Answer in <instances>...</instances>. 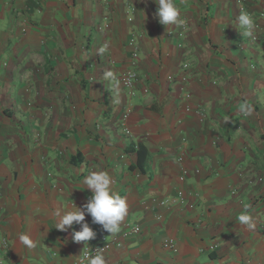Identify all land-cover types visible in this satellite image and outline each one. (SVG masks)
Wrapping results in <instances>:
<instances>
[{"label":"crops","instance_id":"obj_1","mask_svg":"<svg viewBox=\"0 0 264 264\" xmlns=\"http://www.w3.org/2000/svg\"><path fill=\"white\" fill-rule=\"evenodd\" d=\"M174 3L179 26L155 0H0V264H78L101 236L120 241L107 264H264V0L245 3L254 38L235 0ZM99 170L128 215L109 234L86 214L96 237L75 242L81 226L58 230L55 213L84 205Z\"/></svg>","mask_w":264,"mask_h":264},{"label":"clouds","instance_id":"obj_2","mask_svg":"<svg viewBox=\"0 0 264 264\" xmlns=\"http://www.w3.org/2000/svg\"><path fill=\"white\" fill-rule=\"evenodd\" d=\"M157 9L155 12L156 18L161 25H182L184 21L180 19L181 13L174 0H155ZM238 30L245 37L254 38L256 25L253 17L242 11L237 17ZM106 51V46L99 49V53L103 54ZM105 78L115 80L113 73L108 71L105 73ZM114 87H117L114 85ZM239 111L250 116L253 112V107L248 103H243L239 107ZM225 123L229 122L225 118ZM84 184L91 190L90 199L82 206L76 204L62 215L57 212L58 217L56 229L66 231L74 223L81 226L79 231L73 232V240L75 242H85L94 239L96 232L85 221V215L88 214L92 218L93 224H99L102 229L109 234H117L121 231V225L128 215V203L125 197L120 196L113 188L114 180L110 173L106 170L92 171L84 179ZM240 225L246 227L249 231H254L256 223L253 217L244 212L238 216ZM20 242L29 249L35 248V242L26 234L19 236ZM107 264V261L102 252H97L94 256H85L80 264Z\"/></svg>","mask_w":264,"mask_h":264},{"label":"built area","instance_id":"obj_3","mask_svg":"<svg viewBox=\"0 0 264 264\" xmlns=\"http://www.w3.org/2000/svg\"><path fill=\"white\" fill-rule=\"evenodd\" d=\"M36 3H39L41 0H34ZM237 5H238V9L240 11H244L245 10V3L246 0H235ZM249 13L252 17L253 15L250 12ZM263 14L259 13V16L261 17ZM256 25V23H255ZM24 30V29H22ZM134 44V40L130 39L129 40V45L133 46ZM137 56L136 50L134 48V50L132 51V57L135 58ZM188 67V63H183L182 64V68L186 69ZM137 78V73L134 70H126L124 72H122L119 75V81L121 83V85L123 87H125L126 90H128V94L129 95H133L134 91H133V85L134 82ZM185 77L182 76L181 77V81H184ZM189 94H186V97H188ZM129 111L126 110L122 115H121V121L124 122V120L127 118ZM123 132L125 134H129V130L127 128H123ZM177 161L181 162L182 161V156H177ZM187 175V170L184 167L180 168L179 174H178V179L179 181L183 182L185 176ZM182 196V191H178L177 193V197L178 199H180ZM163 203V202H162ZM140 228L138 225H131V226H126L121 233V237L125 238L128 237L132 234H137L139 232ZM4 244H6V241L4 240L3 242ZM120 243L119 239L117 237H112V238H106L105 236H101L100 239L90 245H87L78 260V264H80V262L84 259L85 256L91 257L94 256L97 252H106L107 250H109L113 245H118ZM170 242H167V244H169ZM84 264H87V261L84 262Z\"/></svg>","mask_w":264,"mask_h":264}]
</instances>
